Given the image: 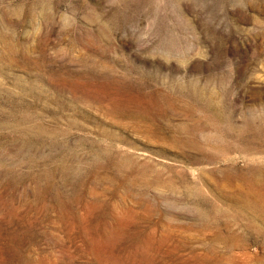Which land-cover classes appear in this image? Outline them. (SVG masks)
Segmentation results:
<instances>
[{
	"label": "rangeland",
	"instance_id": "374dc122",
	"mask_svg": "<svg viewBox=\"0 0 264 264\" xmlns=\"http://www.w3.org/2000/svg\"><path fill=\"white\" fill-rule=\"evenodd\" d=\"M0 264H264V0H0Z\"/></svg>",
	"mask_w": 264,
	"mask_h": 264
},
{
	"label": "bare ground",
	"instance_id": "6f19581e",
	"mask_svg": "<svg viewBox=\"0 0 264 264\" xmlns=\"http://www.w3.org/2000/svg\"><path fill=\"white\" fill-rule=\"evenodd\" d=\"M249 195H251V196H252V195H254V194L250 193ZM145 242H147V241H145Z\"/></svg>",
	"mask_w": 264,
	"mask_h": 264
}]
</instances>
